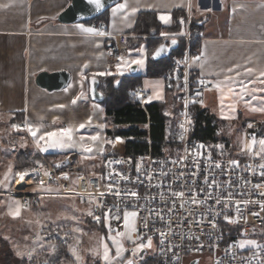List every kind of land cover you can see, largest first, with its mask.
Masks as SVG:
<instances>
[{
  "label": "built area",
  "instance_id": "built-area-1",
  "mask_svg": "<svg viewBox=\"0 0 264 264\" xmlns=\"http://www.w3.org/2000/svg\"><path fill=\"white\" fill-rule=\"evenodd\" d=\"M181 18L184 19L183 25L180 24ZM181 18L178 22L183 31L174 38L176 44L167 55L168 67L162 75L165 89H175L176 112L160 153L148 148L145 153L131 157L124 153L123 142L110 143L98 164L85 172L77 169L75 153L48 157L35 150L38 157L27 169L29 175L22 181L14 175L11 193L19 197L22 206L35 203L40 195L47 194L40 190L44 187L52 189L53 195L79 198L88 205V212L91 210L94 215L101 216L98 223L87 213L88 221L113 235L124 231L123 211H137L133 241L147 243V238L151 237L152 247L143 249L139 256L141 251H138L134 259L132 245L126 244V255L134 259V264H248V261L264 264V249L251 245L240 248L237 244L240 240H255L264 245V210L255 203L264 201V196L260 195L264 189L253 187L264 183L257 167L261 163L260 157H243L235 151L223 154L214 143L201 141L194 135L195 109L202 108L212 83L192 74V61L201 57L198 42L202 33L199 23L190 15ZM98 27L104 29L101 24ZM126 39L124 34L108 36L107 55L115 67L121 63L117 57L125 56ZM202 80L203 84L200 83ZM132 94L140 105H144L146 93L140 85H136ZM14 124L24 128L23 123L10 122L11 126ZM248 124L253 125L249 129L257 130L248 134L247 141L253 135L257 140L264 138L255 119ZM113 137L112 141H116L118 136ZM23 140V137H10L6 142L11 150H17L18 142ZM231 160L238 161L239 166L231 165ZM216 163L221 167H215ZM115 173H123L129 179L121 180ZM213 181L215 184L210 187ZM109 184L114 186L112 192L107 188ZM33 187L36 190H32ZM189 188L196 190L200 200L209 194L211 198L200 204L184 202L191 195ZM181 190L185 192L184 198L172 196L173 191ZM115 191L121 195L116 196ZM129 191H136L139 198L127 195ZM229 193H232V200L227 199ZM218 198L221 200L219 204L216 203ZM244 199L250 203L237 207L235 201ZM109 208L121 218L117 220L110 216L105 220L103 213ZM225 216L236 222L230 223ZM145 223L147 227H144ZM161 232L166 236L162 237Z\"/></svg>",
  "mask_w": 264,
  "mask_h": 264
},
{
  "label": "crops",
  "instance_id": "crops-1",
  "mask_svg": "<svg viewBox=\"0 0 264 264\" xmlns=\"http://www.w3.org/2000/svg\"><path fill=\"white\" fill-rule=\"evenodd\" d=\"M68 2L0 0V5H7L0 7V138L7 140L10 137H23L21 142L24 145L18 142L17 150L26 148L29 153L39 150L44 154H66L38 148L35 139L27 131L26 123L39 128L38 136L65 126H78L86 123L89 117H92L89 126L98 123L103 109L99 101L89 96V79L94 77L99 80L103 76L99 73L111 72L105 52L108 36L124 34L129 40L134 35L132 31L141 11L153 12L161 25L158 34L151 36L153 39L147 42L142 40L137 47L125 53V61L144 60L143 65H135L134 72L142 77H145L147 58H152L155 49L181 35L183 28L178 21L184 15H190L201 29L202 38L198 42L201 57L192 61L191 70L195 77L212 83L209 90L211 101L207 106L218 111L220 101L214 102L212 99L219 98L221 92L215 85L224 81L226 76L235 77L236 72H240L241 76L236 79H244L247 83L248 79H254L264 70V0H190L191 9L188 6L189 0H128L130 8L136 7L138 10L128 15L127 19H124L123 12L115 17L112 15L111 9L117 3L124 2L119 0L106 10L103 22L60 23L56 15ZM161 14L170 15V21L162 22L158 18ZM100 24L108 35H88L77 27L84 25L99 28ZM161 33L176 35L165 36ZM154 43L156 46L153 48ZM237 65L240 67L237 68ZM229 68L234 71L228 72ZM246 68L256 70L252 77L243 75ZM58 70L69 73V82L64 88L46 91L35 84L37 73ZM122 70L124 74L129 72V68ZM251 87L264 85H249ZM81 92L84 95L73 104L72 100ZM256 95L264 96V92ZM147 96L148 92L146 99ZM245 99H251V96L246 95ZM261 103L259 100L252 101L256 106ZM202 105L210 114L215 115L212 112L214 110L211 111L204 103ZM14 116L20 120L13 119ZM253 118L261 120L260 123L264 125V113L258 112ZM11 121L23 123L24 128L14 129L10 125ZM2 209L5 211L4 205ZM65 262L61 261V264Z\"/></svg>",
  "mask_w": 264,
  "mask_h": 264
},
{
  "label": "rangeland",
  "instance_id": "rangeland-1",
  "mask_svg": "<svg viewBox=\"0 0 264 264\" xmlns=\"http://www.w3.org/2000/svg\"><path fill=\"white\" fill-rule=\"evenodd\" d=\"M153 37H148V39H153ZM144 39L146 38L133 35L129 39V45L137 42L140 43ZM139 43L137 45H139ZM128 50H131V48H128ZM105 52L111 72L110 74L103 75L101 78L125 75L124 73L120 74L117 72V68L107 55L106 48ZM123 68L124 66L122 65V69ZM140 84L143 91L145 93L148 92L146 101H165L166 90L163 77L145 76L141 78ZM157 93H159V97H157ZM209 93V91L206 93L207 99L204 102L205 106L211 101ZM221 95L222 93L220 97ZM220 97H213L212 100L218 102L220 101ZM235 99V97H228L225 99V105L235 103ZM202 107L210 113L203 105ZM207 107L211 111L214 110L209 106ZM165 108L163 109L164 111ZM217 110L218 111H212L215 112L216 115H213V117L217 127L218 137L214 145L223 154L229 151H235V153L241 156L243 155V157L254 156L252 153L248 152L247 148H245V144L251 141V139L249 141L246 140V137L249 136L248 134L252 132L256 133L257 129H249L247 123L251 118L256 117L258 112L250 111L242 102L236 104L234 113L228 107H225L222 114L220 102ZM103 115L102 113L98 123L91 126L86 125L85 128L74 132L76 141H79L80 136L88 137L99 133L100 140L98 142L85 141V143L93 148L91 153L84 152L79 147L78 143L74 147L48 148L47 151L66 154L75 153L78 158L77 169L85 172L90 171L98 164L99 158L106 151L105 147L110 144L104 143V141H112L114 138L105 136L104 130L110 124V119L105 118ZM224 116H235V118L225 119ZM253 119L260 124L261 120L257 118ZM101 125H103V127H101ZM262 132L264 133V129ZM250 138L252 137L250 136ZM20 143L24 145L22 142ZM221 145L223 147H220ZM258 148L259 145L257 144L253 151L258 150ZM17 153L18 150L14 151L8 147L6 138H0V179L4 178V174L8 171L9 166L12 168V172L9 173V181H6L5 185H0V239L2 238L3 240H1L5 242V244L0 245V264H56L59 260L60 264L61 261H67L65 264H104L101 258L103 243L108 244L111 255H115V245L112 240L109 239L110 236L115 235L89 225L86 220L89 208L81 199L53 195L52 189L44 187L42 189L40 188V190L45 191L47 194L40 195L35 203L32 202L28 206L21 205L19 197L11 193L14 174L17 171L32 167L37 158L33 157L36 155L34 154L35 152H30L32 153V157L26 160L29 162L27 166L15 168V156ZM18 160H20V158ZM31 189L36 190L35 187ZM17 201H19L21 205V214L20 217L13 219L8 215V210L9 206L14 208ZM3 205L6 208L5 211L2 209ZM126 231L127 229L124 227L123 232ZM5 237H7V239H5ZM117 239L121 240L125 249L128 243L132 245L133 250L136 248V244H133V232L131 233V239L127 236L117 237ZM72 249H75V255ZM17 253H22L23 255H17ZM76 255L81 257L79 261L76 260ZM123 255L126 259H129L126 255V251ZM22 259H25V262H23ZM72 260L74 261L72 262Z\"/></svg>",
  "mask_w": 264,
  "mask_h": 264
},
{
  "label": "snow or ice",
  "instance_id": "snow-or-ice-1",
  "mask_svg": "<svg viewBox=\"0 0 264 264\" xmlns=\"http://www.w3.org/2000/svg\"><path fill=\"white\" fill-rule=\"evenodd\" d=\"M90 4H94L96 9H101L103 7L101 0H89ZM7 5H0V7H6ZM189 9H191V2L189 0ZM130 11H126L129 10ZM138 9L136 7H131L129 5L128 0H124L123 3H117L115 5V7H113L111 9L112 15L115 17L118 13H125L124 15V19L128 18V15H130L131 13H135ZM199 11V8L197 9ZM206 11H211V9H206ZM162 22L164 23H168L170 21V15L167 14H161L158 17ZM180 24L183 25L184 24V19L181 18L180 19ZM77 27H79L81 29L82 32L88 34V35H92V36H105L108 35V33H106L104 31V29L102 28H97V27H85L84 25H78ZM161 35H172L175 36L176 33H161ZM172 43L175 44L176 40L173 39ZM165 49V45L161 44L154 52V55H159L162 51H164ZM117 59L121 62L118 63L116 68H117V72L120 74H123L122 72V65L124 66L125 69L131 68L132 65H143L144 60L143 59H133L130 61H125L124 57H117ZM194 59H199V57H195ZM177 63H179V61H177ZM85 67H87V65H85ZM237 68H239L240 66L237 65ZM234 69L233 68H229L228 72H233ZM255 69L253 68H246L244 69V73L243 75L245 77H252L255 73ZM105 74H110V73H99V75H105ZM241 73L240 72H236L235 77L233 76H226L225 80L222 82H219L215 85V87L222 93L221 97H220V107H221V112L223 114L225 107H228L233 113L236 110V104L237 103H243L245 105L246 108H248L250 111L253 112H260V113H264V96H258L256 95V93H261L264 92V87H251L249 88V85H264V70H261L259 72V75L256 76L254 79H248L247 83L245 82L244 79H240L237 80L236 77H240ZM200 83H204V81L202 80ZM226 89V91H225ZM238 89V91H237ZM84 95L83 92H81L78 96H76L73 100L72 103L75 104L82 96ZM157 97H159V93L156 94ZM197 95H200L199 92H197ZM251 96V99L246 100L245 96ZM228 97H235V103L229 104V105H225V99H227ZM151 99V98H149ZM254 100H259L261 101V105L260 106H256L252 104V101ZM195 102V101H193ZM200 103L202 104L203 101H200ZM59 107H64L63 105H60ZM186 115V114H185ZM225 119H229V118H235V116L232 117H228V116H224ZM92 121V117L88 118V121L86 122L88 125L91 124ZM86 123H81L77 126H68V127H63V128H59V129H55L52 131H46L43 132L42 134H40L38 136V132H39V128L34 127L31 124H27L26 123V128L27 131L29 132V134L35 139L36 142V146L38 148H40L42 151H47L48 148H56V147H74L76 146V144H79V147L86 153H91L93 151V148L85 143V141H91V142H98L100 140V135L99 133H97L96 135H92V136H80L79 141L75 140L74 137V132L78 131L79 129H83L86 127ZM12 127L14 129H19L20 126L19 125H12ZM101 127H103V125H101ZM183 127V125H182ZM248 127L251 128L253 127L252 124H248ZM183 138V137H181ZM41 142H43V146L41 145ZM118 142H122L121 139L119 137L116 138V141H110V140H106L104 141V143H118ZM259 145L258 150L253 151V149L255 148L256 145ZM200 147H203V145H201ZM220 147H223L222 145ZM245 148H247L249 153H252L254 156H258L260 157L261 163H259L257 165V167L260 169V175L262 177H264V138H260L259 140H257V137L255 135L252 136L251 141L249 143L245 144ZM199 155V153H197ZM91 158V157H89ZM186 158V157H185ZM185 158H181V159H185ZM111 163V162H109ZM173 163H177V161H173ZM229 163L231 165H235V166H239V162L236 160H231L229 161ZM59 166V165H57ZM197 167H199V165L197 164ZM215 167L220 168L221 165L219 163L215 164ZM251 167V166H249ZM137 170L139 171V166L137 167ZM253 171H255V169H253ZM12 172V168L11 166H9L8 171L4 174V178L0 179V185H5L6 181H9L10 177H9V173ZM16 177L19 178V180H24V178L26 176L29 175V170L25 169L22 171H17L14 174ZM45 175H48V173H45ZM112 174L110 173V176ZM116 176L119 177V179L121 180H127L129 179L127 176H125L123 173H115ZM192 175H195V173H193ZM181 176H183V173H181ZM64 178L67 179L68 176L65 173L64 174ZM81 179L83 177H80ZM207 179V178H205ZM43 181H41V185H43ZM245 183H248V181H245ZM215 184V181L212 182V184H210L209 186L211 187L212 185ZM113 185L109 184L107 185V188L109 190V192L113 191ZM254 188L257 189H264V183L261 184H255L253 185ZM200 191H205L204 189H200ZM189 192L191 193L190 196L187 197V200L184 202H189L192 204H200V203H204L207 199L211 198L210 194L208 196L204 197V200H200L198 199V193L196 192V190L189 188ZM114 194L116 196H120L121 193L119 191H115ZM127 195H131L133 197H137L139 198V194L136 191H129L126 193ZM101 196L104 195V193H100ZM260 195L264 196V192H261ZM172 196L177 197V198H184L185 197V192L184 191H173L172 192ZM228 200H232L233 196L232 193H229L227 196ZM216 203L219 204L221 203V200L218 198L216 200ZM237 207L240 204H244L247 205L250 203L249 200H236L235 201ZM255 203L260 204L261 209L264 210V201H255ZM173 204H175V201H173ZM100 207H103L102 204L99 205ZM127 207V206H126ZM181 207H183V202L181 203ZM21 214V205L19 203V201L16 202V206L13 208L11 206H9V210H8V215L11 216L13 219H16L18 217H20ZM88 215L93 216V218L99 223L101 221V216L99 215H94L93 211L89 210ZM253 215H259V213H253ZM104 219L107 220L110 216L114 219H120L121 217L119 215H116L115 213L112 212V209L109 208L107 209L106 212L103 213ZM138 216V212L135 210L132 211H128V210H124L123 211V221H124V227L125 229H127L126 232H119L117 231L115 236H110L109 239L112 240L113 244L115 245V255H111L110 253V249L108 244L103 243L102 247H103V253H102V260L104 261V264H133V261L131 259H126L123 255V253L126 251V249L123 246V243L121 242V240L117 239V237H124L127 236L129 239H131V233L136 231L135 229V220ZM226 220H229L230 223H235L236 221L231 220L229 217L225 216ZM144 227H147V223H145ZM162 237L166 236V233L161 232L160 234ZM5 239H7V237H5ZM103 239V238H102ZM137 239L142 240L141 237H137ZM198 239V238H197ZM134 244H136V241H133ZM161 243H163V240H161ZM238 246L240 248H244L246 245H251L257 248H262L264 249V245H259L257 243V241L255 240H240L237 242ZM152 247V238L148 237L147 238V243L144 242H140L138 244H136V248L133 250V255L135 256L137 254L138 251H142L145 248H151ZM73 254L75 255V249H72ZM98 254V253H97ZM17 255H23L22 253H17ZM30 255V254H29ZM99 255V254H98ZM81 259V257L79 255H76V260L79 261ZM248 264H251V261H248Z\"/></svg>",
  "mask_w": 264,
  "mask_h": 264
},
{
  "label": "trees",
  "instance_id": "trees-1",
  "mask_svg": "<svg viewBox=\"0 0 264 264\" xmlns=\"http://www.w3.org/2000/svg\"><path fill=\"white\" fill-rule=\"evenodd\" d=\"M105 12L106 10L89 20V22H101ZM160 29L161 25L153 12L141 11L138 14L132 33L146 38L144 40L147 42L149 40L148 37L157 35ZM129 41L126 39V51L128 48L137 47L139 43L129 45ZM155 46L156 43L153 44V48ZM167 67V56L157 60L149 56L146 61L145 76H162ZM141 78V75L129 72L119 77L99 78L98 91L102 95L99 103L103 108V116L110 119V124L105 128L104 133L107 137H120L123 140L124 153L131 157L145 153L148 148L154 153H160L161 146L166 139L165 134L172 129L173 115L176 112L174 87L165 89L166 99L164 102L152 101L140 105L133 96L132 90L136 85L140 84ZM164 108L165 111L163 110ZM13 119L20 120L17 116H14ZM263 129L264 125L260 123L258 125L259 132H262ZM193 131L194 135L201 141L216 143L218 140L214 117L203 108L197 107L195 109ZM27 151L26 148L18 150L15 159L18 160L20 158V160H15V168L27 166L29 162L26 160L32 157L31 153ZM46 155L48 157L54 156L51 153H47ZM33 157L37 158L38 156L34 155ZM86 220L90 226L101 230V228L92 225L87 218ZM1 239L0 245L5 244L2 241L3 239ZM22 261L25 262V259H22ZM59 262L56 264H60Z\"/></svg>",
  "mask_w": 264,
  "mask_h": 264
},
{
  "label": "water",
  "instance_id": "water-1",
  "mask_svg": "<svg viewBox=\"0 0 264 264\" xmlns=\"http://www.w3.org/2000/svg\"><path fill=\"white\" fill-rule=\"evenodd\" d=\"M118 1L119 0H101L103 7L98 10L94 4L89 3V0H69L68 4L56 15V20L65 24L89 21L103 13ZM172 40L173 39L169 40L168 44L163 43V45H165V49L159 55H154V51L152 58L157 60L167 56L176 44H173ZM135 71V65L129 68V73H134ZM34 82L38 87L43 88L46 91L60 90L68 84L69 73L64 70L53 72L41 71L36 74ZM98 86L99 80L97 78L93 77L89 79V96L92 100L97 102L102 99V95L98 91ZM141 254L142 251L138 254V256ZM133 258H137V255L133 256ZM134 259H132L133 264Z\"/></svg>",
  "mask_w": 264,
  "mask_h": 264
}]
</instances>
